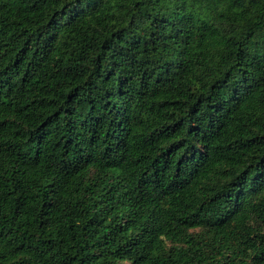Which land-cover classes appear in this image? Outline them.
<instances>
[{"label": "trees", "instance_id": "16d2710c", "mask_svg": "<svg viewBox=\"0 0 264 264\" xmlns=\"http://www.w3.org/2000/svg\"><path fill=\"white\" fill-rule=\"evenodd\" d=\"M0 264H264V0H0Z\"/></svg>", "mask_w": 264, "mask_h": 264}]
</instances>
